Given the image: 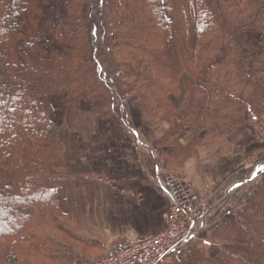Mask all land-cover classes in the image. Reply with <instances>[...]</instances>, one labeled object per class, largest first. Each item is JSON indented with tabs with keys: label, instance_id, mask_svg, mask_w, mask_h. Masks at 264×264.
I'll return each instance as SVG.
<instances>
[{
	"label": "trees",
	"instance_id": "obj_1",
	"mask_svg": "<svg viewBox=\"0 0 264 264\" xmlns=\"http://www.w3.org/2000/svg\"><path fill=\"white\" fill-rule=\"evenodd\" d=\"M126 97L166 167L191 152L182 134L196 145L235 129L263 151L264 0H0V264H73L46 237L66 220L57 190L78 179L61 131L115 119ZM140 109L169 128L149 138ZM252 181L204 244L165 264H264V168Z\"/></svg>",
	"mask_w": 264,
	"mask_h": 264
},
{
	"label": "crops",
	"instance_id": "obj_2",
	"mask_svg": "<svg viewBox=\"0 0 264 264\" xmlns=\"http://www.w3.org/2000/svg\"><path fill=\"white\" fill-rule=\"evenodd\" d=\"M115 116L118 117L115 119H102V121H107L109 126L112 125L113 128L117 124L120 125V128L117 129L119 133L118 144L113 149L112 143H108L101 146L95 153L89 151L97 145L112 141V135L108 132L96 142L92 137L100 135L101 132H96L99 128H96L89 118V132L84 133L82 131V134L76 135V130L73 133L76 136L72 148L79 156L77 158L71 156L70 159H66V171L69 175L78 179L73 181L70 186L60 187L57 190V195L63 212H66L65 209L76 206L79 201L83 204L86 202L83 207L89 208L90 211L87 212L88 216L84 215V218L88 217L87 220L94 224L91 223L88 227H95L96 223H101V220V227L106 230L105 228L108 226L105 220L108 222L118 220L117 225L114 222L110 229L109 237L112 235L114 239L119 238L117 241H121L146 234H154L161 230L164 222L160 220V214L165 207L159 198L165 199V196L159 186L156 171L159 164L157 156L148 141L145 138L143 139V135L134 132L135 127L132 128L130 125V122H133L134 110H129L123 104H119ZM134 125L136 124L133 122ZM122 129L126 130L128 134H123ZM154 134L159 136L160 132ZM182 141L184 144L189 142L188 138ZM84 143H86V150L81 153L80 148L83 147ZM213 145V150H210L212 148L207 149L203 154L196 157L198 163L195 161L193 163V160H189L188 164L186 163V168L189 167L186 173L191 178L189 179L190 182L187 180L189 185L194 190L208 196L209 202L215 200L211 203L213 210L209 214L210 222L207 223L208 225L215 222L213 212L221 207H224V210L229 208L231 202H225L226 197L234 194L236 191L234 187L240 186L239 180L241 182L244 180L245 183L248 180H253L256 175L255 167L258 165H253L250 170L251 165L256 163L255 157L253 160L245 162L248 159L246 156L254 154V150L247 136L240 131L233 129ZM245 149H248V151H245ZM142 150L145 151V154ZM87 151L88 154L86 155ZM212 151L214 153L213 158L206 155L212 154ZM99 155L103 157L102 160L105 164L102 170L97 169V161L95 160ZM240 157L245 158L240 159ZM239 160L244 162L242 166L237 165ZM112 172H116L118 178H112ZM148 188L149 192L146 191ZM84 189L88 192L83 191ZM82 191L86 193V196ZM83 197L87 198L85 202ZM98 212H101V219H96L97 215L95 213ZM208 225L207 227H209ZM82 227H85V225H82ZM111 246L104 244V251L100 256Z\"/></svg>",
	"mask_w": 264,
	"mask_h": 264
},
{
	"label": "rangeland",
	"instance_id": "obj_3",
	"mask_svg": "<svg viewBox=\"0 0 264 264\" xmlns=\"http://www.w3.org/2000/svg\"><path fill=\"white\" fill-rule=\"evenodd\" d=\"M249 46L251 48L252 54L254 51L258 52L260 49L259 47L256 46V42L253 40H251V44ZM110 66L112 67V62L110 63ZM119 104H123L124 107L130 108V106L132 107V105H134L135 103H134V101H132L131 98L126 97L125 99H122V100L117 99L116 105H119ZM115 114H114V116H115ZM117 117L118 116H115L114 118H117ZM139 118H140V122H141V124L139 126H140L141 130H143V132H144L143 134L148 135L149 138H153V140H155V138H157V136H158L157 134H154V133L160 132V135H161L162 131L167 130L170 126L166 122H160L161 120L158 121L157 119L151 118L146 113H143L141 109L139 112ZM105 119H108V118H105ZM89 121L90 120L88 119V116L81 115L76 120H72L69 124H67V125L65 124L66 126L63 127V130L61 131L60 139H61V143H62V147H63V156H65L66 159H70L71 156H74L76 158L79 156V154L76 155L74 149L72 148V144L74 143V137L76 135L82 134V131L84 133L87 131L89 132V128H88L89 127ZM129 121H130V118H129ZM109 122L111 123L110 120H109ZM94 125L96 126V128H99V130H97L96 132H98V131L101 132L100 135H95L92 137L96 142L99 138H101V136H103L105 133H108V132H109L108 134L112 135L111 136L112 141L97 145L93 148V150L90 149L89 151L92 153H95V152H97L98 149L101 148V146H103L104 144H108V143H112V149H113L118 144L119 133L117 132V129L120 128V125L117 124L115 126V128H116L115 129L112 127V125L109 126L107 121H102V119L97 120L94 123ZM130 125L132 128H134L133 122L132 123L130 122ZM76 130H77L76 135H73V133L76 132ZM122 133L128 134L127 131L124 129H122ZM152 134H154V135H152ZM245 136H247V134H245ZM185 138H188V140H189L188 145L189 146L191 145V147H190L191 152L184 158V160L181 162V164L177 165L176 168L166 167L164 164L162 165L161 164L162 160H161L160 156L158 155V153L155 150H153V151L157 156V160L159 162V165H162L163 168L167 172H172V173L176 174L179 178H181L185 181L188 180L190 182L189 179H191V178L186 173L187 170H189V167L186 168V163L188 164L189 160H193V163H194V161L196 163H198V161H196V157H198L200 154H203L207 149L212 148L210 150H213V146H214L213 144L216 141L215 140L214 141H206L209 139H201V140H198L196 142V145H195L192 143V140L190 141V138L188 135L182 134L180 137V142L183 145H186L182 141V140H185ZM147 139H148V137H147ZM250 140H252V139H250V137H249L248 141H250ZM200 142H201V144H200ZM252 142L254 143L255 140H252ZM85 145H86V143H84L83 147L80 148L81 153L85 152L84 151V150H86ZM254 145H255V143H254ZM79 147H81V146H79ZM90 147H92V146H90ZM257 147H261V146L257 145ZM120 149H122V148H120ZM245 151H248V149H245ZM100 152H102V150H100ZM142 152H143V154H145V151L142 150ZM87 154H88V151L86 152V155ZM254 154H248V160H253V158L255 156H258V159H259L258 165H261L259 170L263 169L264 164H261V163H264V150L262 151V149L260 148L259 153L257 151L256 152L254 151ZM206 155L213 158L214 153L212 151V154H206ZM102 159H103V157L100 155L98 158H95V160L97 161V169H101V170L103 169V166L105 164H104V161ZM193 163H192V165H193ZM69 165H70V163H69ZM69 165H68V167H69ZM253 165H255V163H253L251 165L250 170L252 169ZM256 167H255V169H256ZM176 172L182 173V177ZM112 174H113L112 178H118L116 172H112ZM239 181H240V186L234 187V190H236V191L234 192V194L226 197V201H225V202H227V201L231 202L229 204V208H231L232 210H234L235 208L238 207L239 204H237V203H239V201L241 202V200L244 198V196L249 192L251 185L254 182H256V181H252V180L251 181L248 180L247 183H245L246 181H244V180H242V182H241V180H239ZM83 191L88 192V190H86V189H84ZM83 191H82V193L84 194V196H86V193H84ZM146 191L149 192V188ZM200 194H203V193H200ZM85 199H87V198L83 197L84 202L86 201ZM159 199H160V202H162L164 204V207H165L164 210L160 214V220L162 222H164L163 221V214L168 208V202H167L166 198L165 199L159 198ZM214 201L215 200L211 201L210 203H212ZM85 203L83 204V202L79 201L76 206L71 207L69 209H65L64 211H66V212L62 211L64 214H66V220H64V219L58 220L57 224H54L55 226L52 229L49 228L48 235H46V237L49 240L55 241V244L57 246L66 249L63 252V254H61V256L63 257V255H65L67 258L72 260L71 262L73 264H76V263L77 264H91L92 262L95 261L94 258L99 257V255L101 253H103L104 244L106 246L107 245L110 246V245L117 243L118 242L117 240L119 239V238L114 239L112 237V235H110V237H109V234L111 231L110 229L112 228L114 222H116V225H117L118 220H112L111 222H108L107 220H105L106 224L108 226L105 229L108 231L103 230V228L101 227V224H102L101 220H100L101 223H96L95 227H93V226L88 227V225L90 226L92 222H89L87 220L88 217L84 218V215L88 216L87 212L90 211L89 208L83 207V205H85ZM229 208H227L226 210H224V207L218 208L216 210V212H213V214H212L214 220L222 219L223 215L224 216L226 215V212ZM100 214H101V212L95 213V215H97L96 219L102 218V216ZM208 222H210V217H208L206 219V223H208ZM82 225L83 226L85 225V227H82ZM208 226H209L208 229L205 227V230L201 229L200 230L201 232H199L197 234V236H196V239H197L196 243L197 244H199V245L204 244L206 241V238H209V236L211 234L210 233L211 231L209 229L213 226V223L209 224ZM163 227H164V225L162 226L161 229H163ZM41 232H42V236L44 238H46L42 229H41ZM93 238L102 242V245L98 246V247H93L92 246L93 243L97 242ZM194 243H195V241H194ZM194 243L191 246L183 247V248L192 247L194 245ZM89 259H94V260L89 261ZM167 260H169V259H167ZM165 263H166V260H164L160 264H165Z\"/></svg>",
	"mask_w": 264,
	"mask_h": 264
},
{
	"label": "built area",
	"instance_id": "obj_4",
	"mask_svg": "<svg viewBox=\"0 0 264 264\" xmlns=\"http://www.w3.org/2000/svg\"><path fill=\"white\" fill-rule=\"evenodd\" d=\"M160 187L168 202L164 227L154 234L121 240L92 264H159L175 249L191 246L212 212L208 198L196 193L176 174L157 166Z\"/></svg>",
	"mask_w": 264,
	"mask_h": 264
}]
</instances>
